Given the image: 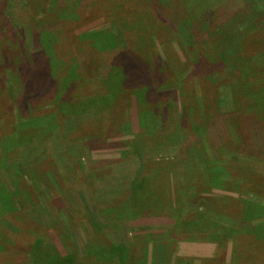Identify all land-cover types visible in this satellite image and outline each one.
Listing matches in <instances>:
<instances>
[{"label":"rangeland","instance_id":"374dc122","mask_svg":"<svg viewBox=\"0 0 264 264\" xmlns=\"http://www.w3.org/2000/svg\"><path fill=\"white\" fill-rule=\"evenodd\" d=\"M263 49L264 0H0V258L252 264L242 241L262 244L264 120L241 114L244 87L264 99ZM241 54L259 62L240 73ZM30 62L49 85L30 87ZM127 82L149 98L118 111ZM114 243L135 261L108 262Z\"/></svg>","mask_w":264,"mask_h":264},{"label":"trees","instance_id":"16d2710c","mask_svg":"<svg viewBox=\"0 0 264 264\" xmlns=\"http://www.w3.org/2000/svg\"><path fill=\"white\" fill-rule=\"evenodd\" d=\"M123 6L124 5H122V6H120L119 8H118V6H116V9L118 10V9H120V8H123ZM120 13V12H119ZM121 13H126V12H121ZM127 14V13H126ZM187 15H189V13H186V11L185 10H182V11H177V10H175V16H176V18H181V19H184V20H186L187 19ZM172 33H175V31H173L172 30V32H170V36H172ZM160 42L161 43H164V41H162V40H160ZM237 43H234V44H230V46L228 47V51H224L222 54L225 56L226 54L227 55H230V56H233V54H236V53H234V52H236L237 51V48L235 47V51L233 52L232 50H231V47H233V46H235ZM165 45H167V43H165ZM84 52V51H83ZM262 52H264V49L262 50ZM236 56H237V54H236ZM240 56V59H241V61H237V62H239L241 65L239 66V69L241 70H239L240 71V73H242V71L244 70V69H246L247 67H246V65H250V66H252V67H254L250 62H252V63H254V62H259V60L257 61L256 59H254L253 57H252V55H244V56H242V54L241 55H239ZM131 57V59H133L132 58V56H130ZM235 60V59H234ZM237 60V59H236ZM235 60V61H236ZM256 60V61H255ZM131 61V60H130ZM160 61V60H159ZM262 66L259 64V66H260V69H261V72H264V60L262 59ZM95 63H97V62H95ZM33 64L34 65H31V62L29 63V65L27 64V65H25L24 66V68L27 66L28 67V69L26 70V73H28V75H30V79H29V83L31 84V88L34 86V87H38V86H41L42 85V87L43 86H46V85H49L50 83H51V79L49 78V75L48 76H46L45 78H40V79H35V77L33 76L34 74H32V70H36L35 68H38V67H35V63L33 62ZM31 66H34V67H31ZM45 66L46 67H48L49 66V61L48 60H46V62H45ZM50 66H51V60H50ZM96 67L98 68V63L96 64ZM246 67V68H245ZM138 69V68H137ZM139 70V69H138ZM140 70H141V68H140ZM105 77H103V76H101V78H95L94 80L95 81H92V82H90V83H87L86 82V80L84 79V78H82V77H80L79 79L80 80H82V86H81V90H83V89H86L87 87H89L90 86V84H92V85H95V86H98L97 84H99V86L98 87H103V85L105 84L106 85V79H104ZM35 80L36 81H38V80H40L41 82H42V84L41 85H35ZM81 82V81H80ZM89 82V81H88ZM137 84V82L135 83V85ZM143 84H149V83H143ZM264 85V84H263ZM263 85H261V89H264V86ZM29 87V88H30ZM75 87H78V84H76L75 83ZM144 87V89L143 90H139L138 89V87H134V84L132 85V83L131 84H129L128 82H127V84L126 85H124V87L121 89V93L117 96V100H116V102L114 103V105L115 106H118L117 107V109H118V111L120 110V107L119 106H121V104H124V106L126 105V104H128V102H130V100L132 99V97H134L133 95L135 94V98H138L139 97V99L138 100H140V103H142L143 104V101H144V99H143V96L145 97V96H147L146 94L147 93H149V90H151L150 89V87L151 86H143ZM137 88V89H136ZM134 89H136V91H134ZM244 91H245V93H246V97L249 95V94H251L252 96H253V99L250 101V103H247V105L245 104V103H243V107L245 108V110H244V114H241V116L242 117H246V120H247V122L248 121H250V119H252L253 118V112L255 111V110H259V109H261L262 111H263V113H262V115H261V117H262V119L264 120V99H258V97H257V93H256V88L254 87L253 89H251V90H247L245 87H244ZM133 94V95H132ZM85 96V95H84ZM132 96V97H131ZM96 97V96H95ZM100 97H102V96H100ZM91 99L92 97L89 95V97H88V99ZM97 98V97H96ZM147 98H149V96H147ZM113 105V104H112ZM241 106V107H242ZM242 107V108H243ZM122 109H124V111H125V108H121V110ZM110 110H107L104 114H107L108 112H109ZM247 111V112H246ZM252 112V113H251ZM109 115V114H108ZM235 116H237V115H235ZM143 117V116H142ZM141 117V118H142ZM108 118H110V115L108 116ZM112 119V118H111ZM142 123V122H141ZM10 125H12L11 123H10ZM142 132H141V134L140 135H143V136H145V137H149L150 136V133H145V127H144V125H143V123H142ZM71 130H69V132H70ZM259 132H260V135L258 134V133H253L254 135L253 136H264V128H261V127H259ZM152 134V133H151ZM25 168V167H24ZM128 171V174L126 175V177H125V179L127 180V178L128 177H133L134 176V172H133V170L132 171H130L129 172V170H127ZM1 192V191H0ZM21 218L22 219H26L24 216H21ZM61 218V217H60ZM36 219H38L37 217H36ZM61 220V219H60ZM38 221L39 222H41L42 224H45L44 222H46L45 220H42L41 221V219H38ZM238 221H233V223H237ZM259 227H262V228H264V225H261V226H259ZM262 231V235H261V237H260V240L262 241V244H259V241L257 242V244L256 245H253L252 246V248H250V245H252L253 243H251L250 242V240H251V238H248L247 239V241H244V239H243V241L242 242H247V245L249 246V251H247V255H250L248 258H246V260H248L249 262H251L252 264H264V230H261ZM260 231V232H261ZM255 233H257V231H254ZM25 235V232H23L22 233V236H24ZM247 238V237H246ZM257 239H259V238H257ZM29 241H31V239H28L26 242H25V244H24V246L23 247H26V248H30V249H32V250H35V248H37V247H35L36 246V244H34V241H32V242H29ZM28 242V243H27ZM38 246V245H37ZM42 246H44V244L43 243H40L39 244V247H42ZM109 245H107V247H108ZM111 246V245H110ZM92 247H93V249L95 250V249H97L98 247H96L95 245H92ZM106 248V247H105ZM254 248V249H253ZM92 249V250H93ZM101 249V252H104V251H109L108 252V254H109V257L111 258V257H113V255L115 254V253H117L119 256H121L122 254H123V259L122 258H120V260L122 259V260H124L125 259V257H126V253H128V256H129V259L130 260H132V261H135V258L137 257L136 255H135V246H132L131 248H130V250L128 249V250H126L125 249V247L123 246V245H118V244H116V243H114L109 249L107 248V249H103V248H100ZM93 250V251H94ZM98 250H99V248H98ZM251 250V251H250ZM258 251L259 253H258V255H252V251ZM125 251H127V252H125ZM115 252V253H114ZM125 252V253H124ZM50 256H51V258H53V264H74L75 262H74V259L72 258V257H69V258H66L65 256L64 257H61V256H59V255H57V254H52V253H50L49 254ZM49 256V257H50ZM256 256V257H255ZM261 259V260H260ZM115 260H117V257L116 258H111V259H108L107 261L108 262H112V263H114L115 262ZM122 260H121V262H122ZM10 261H7V259L6 260H3V258L1 259L0 258V264H10L9 263ZM263 262V263H262ZM250 264V263H249Z\"/></svg>","mask_w":264,"mask_h":264}]
</instances>
